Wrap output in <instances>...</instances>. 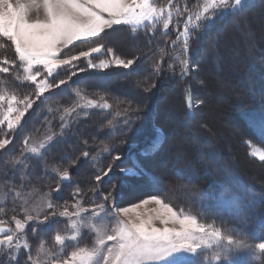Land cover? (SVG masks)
Segmentation results:
<instances>
[{
    "label": "rangeland",
    "instance_id": "374dc122",
    "mask_svg": "<svg viewBox=\"0 0 264 264\" xmlns=\"http://www.w3.org/2000/svg\"><path fill=\"white\" fill-rule=\"evenodd\" d=\"M248 1L246 0V2ZM186 2L188 0H175L176 4L182 6ZM156 3L159 6H164L167 4V0H156ZM40 15H42V10ZM32 16L35 18V11ZM177 19L173 20L174 28H176ZM238 19L237 30L240 35L226 37L230 47L227 45L224 47V44L221 47L214 42V36L217 34L215 31V34L212 31L205 33V48L198 51L200 56L194 50L196 60L201 58L203 61L197 63L198 61L193 59V65L191 62V51L193 50L190 48L188 58L191 71L183 79L174 73L176 64L173 57L176 49L173 46L168 47L167 45L166 50L163 51L167 56L164 55L163 61L160 63V71L157 73L156 63L160 61L162 53L160 44L159 47L155 46L153 49L149 47V43L145 44L144 49L152 50V52L141 59V53L145 51L140 46L142 43L131 41L125 31L126 28L124 29L125 26H115L114 29L108 30L107 35L102 34V39L96 38L95 43H103L105 49L112 48L115 56L122 59L136 58L137 64L135 63L127 69L115 65L107 69H92L87 67V59L81 57L80 60L74 62V68L66 66L57 69L54 73L55 81L67 79L68 83L60 88L49 90L44 97L37 100L33 108L23 118L21 126L10 134L14 137L12 143L6 150H0V208L4 209L3 212H0V220L5 222L2 226L14 229L12 217L15 215L17 218L23 219L22 208L39 209L43 215L49 200L56 207L47 211L60 212L64 210V207H67L69 212H73L75 209L72 205L77 200L85 208H91L94 202H103L106 207H110L112 204H115L116 207H129L149 195H160L177 209L183 208L187 214L195 215L200 222L220 227L238 239H245L249 244L254 245L260 240H264V228L261 227L264 225V221L260 218L254 217L249 228L245 225L244 230L233 227L235 231H231L226 226H220L219 222H214L208 212L200 213L197 209L189 206L186 203L190 200L187 196L183 194L174 196L182 185L177 184L174 187L172 171L176 154L179 156L186 152L192 156L197 147L208 149L207 146L211 149L208 152L210 155L214 151L212 150L214 148H211L214 142L219 141L221 147L223 146L222 149L230 150L232 148L229 145H235L238 157L241 158V151L237 150L241 149L239 141L241 137L251 141V144H248L249 153L264 150V144L247 135L244 125L239 121V102L246 98L249 99L246 97L248 90L245 84L250 81L247 76L248 72L252 73L254 68L249 62L248 68L240 69L242 58H237L242 52L244 58H247V55L252 56L256 52L257 57L253 56V60H251L256 63V66L259 64L257 62L261 63L264 59V27L261 31L263 36H257L261 20L264 25V15L261 19L254 15L252 24L246 23L247 21L243 17ZM182 22L180 20L181 27ZM213 26L214 24L206 30ZM158 28L162 29L159 26ZM199 33L204 35L202 30ZM156 39L155 43H159L158 37ZM0 44L5 45L0 47V59L5 57L9 61L17 59L14 47L10 42L0 38ZM93 46H95L94 43L77 41L70 45L69 49L64 50L62 57L78 55L80 51H86ZM139 46L141 50L138 51ZM220 48L223 50L221 51ZM218 49H220L219 52ZM158 54L159 56H157ZM91 59L93 63L99 64L101 60H111V56L103 51L93 54ZM169 64H173L174 70L169 68ZM133 66L135 67L132 68ZM221 66L225 69L231 68L232 72L216 73ZM81 68L84 71H80ZM261 69H264V65L259 64L258 71L261 72ZM96 70L118 71L113 75L102 76L97 75ZM73 71L77 73L75 76H71ZM17 74L22 76V69H12L8 74L0 73V93L15 94L18 97L34 94L35 85L17 80L15 78ZM263 74L261 72V76H263H260L261 80L264 79ZM69 76L71 79H68ZM189 78L194 84L196 99L203 101V104L197 108L199 111L198 120L201 119V122L195 123L199 127L204 126L205 129H209L212 136L214 135L213 144L203 142L202 134L198 132V128L187 126L189 122L185 120L183 90L186 80ZM38 79L40 78L38 77ZM49 80L52 81L53 77H49ZM201 81L203 83H200ZM252 81L250 82L257 86L255 79ZM236 89H242V95L238 94ZM77 90L80 91L81 96L76 95ZM101 96L108 101L111 108L104 110L77 108V111L72 114L70 128L65 130L62 137L57 136L43 157H30L26 161L28 168L22 169L23 179L16 169L5 166V161L10 160L13 155H19L23 150L25 137H30L31 141L39 143L52 133L58 134L61 131L59 116L64 108H70L77 103L83 104L85 100L100 101ZM85 112L88 114L84 115ZM260 118H257L256 121H259ZM108 120H112L115 127L109 128ZM105 145L109 148L107 152L103 151ZM85 151L89 153L88 157L82 155ZM196 153L198 154V152ZM115 155H119L121 159L114 160ZM255 159L258 162L254 161V163L256 162L257 165L252 164L248 170L254 176H260L264 174V162ZM208 160L211 158L209 157ZM109 165L112 167L111 173L97 183L95 176L101 174ZM134 166H138L143 174L132 176L121 172V169H129ZM65 169L69 171L71 181L63 183L60 181L58 172ZM150 174H152L151 177L165 179L163 183L167 182L168 190L163 186V183L159 188L154 186L151 178L148 177ZM58 183L60 190L56 191ZM11 185H15L16 189L21 192L20 197H16L14 192L8 191ZM77 188L80 189L78 196L74 195ZM245 190L242 187L239 189L240 196H245ZM108 193H111V198L104 202L103 197ZM260 196L261 194L256 195L257 203L260 202ZM227 205H230V199H228ZM148 207L155 206L149 205ZM82 215L91 217V212ZM124 218L121 217V219ZM103 223L111 224V220L105 219ZM69 225V218L59 215L50 218L43 225L37 226L30 223L24 234L29 241L32 254L35 255V250L41 239L45 241L46 247L58 251L60 246L54 244V235L56 232L70 235ZM34 226L38 227L39 235L32 233L31 229ZM94 240V232L87 228L81 229L78 241L66 242L68 247L60 255L66 256L75 247H92ZM26 255L27 253L23 250L19 253L20 264H25ZM204 255L210 254L201 253L198 256L190 257L191 264H211L210 260L203 259ZM235 256L236 264H256L262 258L261 256L259 259H253L246 251L236 253ZM0 260L3 261V264H8L7 256H0Z\"/></svg>",
    "mask_w": 264,
    "mask_h": 264
},
{
    "label": "snow or ice",
    "instance_id": "6c2138e0",
    "mask_svg": "<svg viewBox=\"0 0 264 264\" xmlns=\"http://www.w3.org/2000/svg\"><path fill=\"white\" fill-rule=\"evenodd\" d=\"M247 7L246 0H195L194 4L186 2L183 6L177 5L175 0H167L164 6H159L156 0H0V38L11 43L17 58L12 61L7 57L0 59V73L8 74L12 69H22L23 75L17 74L15 78L35 85L34 94L23 97L0 93V150H6L12 143L14 137L10 134L21 126L23 118L37 100L44 97L49 90L68 83L67 79L55 81L54 73L57 69L66 66L74 68V62L81 57L87 59V67L92 69H107L113 65L127 69L136 63V58L122 59L115 56L112 48L105 49L103 43H95L96 38L102 39V34L107 35L108 30L115 26H125L133 35L147 31L155 36L159 26L162 27V34L166 36L169 28L173 26L174 18L182 19V27L180 19H177L176 40L171 43L176 49L173 60L183 79L191 71L188 53L193 37L225 16L242 18ZM34 11L35 18L32 16ZM77 41L94 43L95 46L80 51L78 55L62 57L64 50ZM4 46L0 44V47ZM103 51L111 56V60L93 63L92 55ZM164 55L166 53L162 51L160 61L156 63L157 73ZM169 68L173 69V64H169ZM80 71L84 69L81 68ZM76 74L73 71L71 76ZM49 77H53V80L50 81ZM76 95L81 96L79 90ZM185 104L189 112H194L203 101L194 99L189 91L185 96ZM77 108L104 110L111 108V105L101 96L100 101L85 100L83 104L77 103L70 108H64L59 116L61 131L58 134L52 133L39 143L25 137L23 150L19 155H13L10 160L5 161V166L16 169L23 179L22 169L28 168L26 161L30 157H43L57 136L62 137L65 130L70 128L72 114ZM107 125L109 128L115 127L112 120H108ZM252 127L264 138V117L259 121L253 120ZM245 143L250 145L251 141ZM103 151H109L107 145ZM249 154L264 162V150ZM82 155L88 157L89 153L85 151ZM113 159L120 160L121 157L115 155ZM111 171L112 167L109 165L101 174L95 176L96 182L99 183L109 176ZM121 172L132 176L143 174L138 166L121 169ZM58 175L60 181L71 179L67 169L58 172ZM151 182L157 188L163 183L162 178L156 176L151 177ZM55 190H60L59 183ZM8 191L14 192L16 197L21 196L15 185H11ZM245 191L251 192L250 189ZM79 194L80 189L77 188L74 195ZM225 195L230 197L227 210L241 224L247 225L254 218L256 194L251 193L250 196L241 198L232 194L231 190H226ZM110 198L111 193H108L103 201L107 202ZM259 201L264 203V194H261ZM149 205L155 207H148ZM55 207L49 200L43 215L39 209L22 208L23 219L15 215L12 217L14 229L3 227L5 222L0 220V256H7L8 264H20L19 253L22 250L27 253L25 264H191L190 257L201 253L210 254L204 255L203 259L210 260L211 264H236V253L246 251L253 259L264 256V240L254 245L249 244L245 239H238L220 227L200 222L195 215L187 214L183 208L177 209L160 195H149L129 207H116L115 204L106 207L103 202H94L91 208H85L77 200L72 205L75 209L73 212H69L67 207L60 212L47 211ZM3 211L0 208V212ZM87 212H91V217L82 215ZM57 215L69 218L71 234L62 235L56 232L54 244L60 246L58 251L46 247L45 241L41 239L33 255L24 234L26 227L30 223L43 225ZM105 219L111 220V224L103 223ZM261 227L264 228V225ZM84 228L95 233L93 246L75 247L62 257L60 254L68 247L66 242L78 241L81 229ZM31 231L39 235L38 227H32ZM0 264H3L2 260Z\"/></svg>",
    "mask_w": 264,
    "mask_h": 264
},
{
    "label": "trees",
    "instance_id": "16d2710c",
    "mask_svg": "<svg viewBox=\"0 0 264 264\" xmlns=\"http://www.w3.org/2000/svg\"><path fill=\"white\" fill-rule=\"evenodd\" d=\"M187 3L190 5L194 4L195 0H188ZM246 3L248 7L242 16L245 19V21H247L246 23L252 24L253 23L252 19L254 15L257 16L258 19H261V17L264 15V0H249ZM238 18L242 19L241 17H235L231 15L223 17L217 20L214 23V26L209 30L206 29L204 31L202 30V33H204L203 36L200 33L195 35L193 39L190 41L192 45L191 50H193L191 51L192 52L191 62L193 59L196 60V54L194 53V50L197 51L198 55L200 56L198 51H200L201 49L204 50L205 48L204 46L205 44L204 38L206 36L205 33L215 31L217 34H215L214 32L215 34L214 42L220 45L221 47L223 46V44L224 47L225 45L230 47V43L229 41H226V37L231 38L232 36L235 37L236 35L237 36L240 35L237 30V25L239 24L237 23L239 21ZM180 20L182 22V19ZM258 27H259V32L257 33V36L258 37L263 36L261 33L264 27L262 20L260 21V25ZM124 29L127 32L128 38L131 41H138L140 42V44L142 43V45L140 46L143 47V49L145 48V44L147 43L150 44L149 47H151V49L155 48V46L156 48L159 47L160 44L161 46L160 52H162L166 50L165 48L167 45L168 47L172 46L171 42L176 40V30H175L176 28H174V22H173V26L169 28L166 36L162 34L161 28L157 29L155 36H152L147 31H141L133 35L130 29H128L127 27H124ZM157 37L159 43H155ZM141 47L138 49V51L141 50ZM220 49H218V52ZM222 50L223 49H221V51ZM221 51L220 53H222ZM151 52L152 50L146 49L144 52L141 53L142 55L140 56V58L142 59L143 57H145L146 54ZM255 54L252 56L246 54L247 58H244L243 57L244 54L242 52L240 56L237 57V58L240 57L242 58V63L239 66V68L242 70L243 68H246L248 66L249 62L252 63V66L255 71L253 70L252 73L248 72L249 75L247 76H249L250 81L255 79V81L257 82L256 83L257 86L252 84L253 81L252 82L249 81L248 84H245L248 90V94L246 95V97H248L249 99L246 98V100L243 99L242 102H239L240 111L238 113L240 115L239 121L242 125H244V129L247 135H249L250 137L252 136V138L254 139H258L264 144V138H261V136L258 135L257 131L254 130V128L252 127L253 120L256 121L257 118L264 116V79L263 78L262 80L260 79L261 72L263 74L264 69L263 70L261 69V72L260 70L258 71V65L259 64L264 65V59H262L261 63L257 62L259 64H257L256 66V63L251 61L253 60V56L255 58L257 57ZM157 56H159V54ZM202 61L203 59L201 58H199V60H196L197 63H201ZM135 66H133L132 68H134ZM174 67H176L174 73H177L179 75V69L177 65ZM117 71L118 70H96V74L102 76L113 75L116 74ZM226 72L231 73L232 72L231 68L225 69L221 66V68H219L216 73L222 74ZM189 91L193 95V98L196 99L195 88L191 78L186 80L183 90V101L186 110L185 120L189 122L187 126L189 127L193 126L198 128L197 129L198 132L202 134L203 142H208L213 144L212 138L214 135L212 136L209 129H205L204 126L199 127L195 123V122H201V119L198 120L199 117L198 109H195L194 112H189L186 107L185 96ZM236 92L240 95H242L243 93L242 89H236ZM225 101L227 102V99ZM250 137H247V139H251ZM239 141H240L241 149H237V150L241 151V158L238 157L235 145L234 146L229 145V147L232 149L227 150V149H222L223 146L221 147L219 141H215L213 146L211 147L214 148L212 149L214 151L213 153H210V155L208 154V152L211 149H209L210 147L207 146L206 148L208 149H205L204 147L201 146L197 147L195 154L192 156H190L186 152L181 153L179 156L176 154L173 164L174 170L172 171V174L174 175L173 176L174 187L177 184L179 186L180 184H182L180 189H178V191L176 192L177 194H174V196H180L182 194L187 196L190 199L189 201L186 202L189 206H192L193 208L197 209L200 213H205V211L208 212L209 215L212 216L214 222L215 221L219 222L220 226H226L228 229L231 230L233 229V227H237L240 228L241 230H244L245 225L241 224L237 219L234 218V215L230 214V212L227 210L229 207V205H227L228 199H230V197L225 195L226 190H231L232 194L241 198L244 197V196L243 197L240 196L241 194L239 189L241 187L242 189L251 190L250 193H246L245 195L250 196L251 193L253 192L256 195L264 194V174L260 176H254V174H252L248 170L249 167L252 166V164L257 165L255 164L256 162L254 163V161L257 160L249 154V145L245 143L247 140L241 137ZM196 152H198V154ZM209 157L211 158V160H208ZM151 176L152 174H150L148 177L151 178ZM163 184H164L163 186H165L168 190L167 182H164ZM253 216L256 218H260L261 220L264 221V203L261 202L257 203V206L253 212ZM251 220L246 225L248 228ZM256 264H264V256H262L260 261H258Z\"/></svg>",
    "mask_w": 264,
    "mask_h": 264
},
{
    "label": "water",
    "instance_id": "95a60500",
    "mask_svg": "<svg viewBox=\"0 0 264 264\" xmlns=\"http://www.w3.org/2000/svg\"><path fill=\"white\" fill-rule=\"evenodd\" d=\"M69 181H71V179L70 180H66V181H62V182L64 183V182H69ZM3 227L9 228L8 226H3Z\"/></svg>",
    "mask_w": 264,
    "mask_h": 264
}]
</instances>
